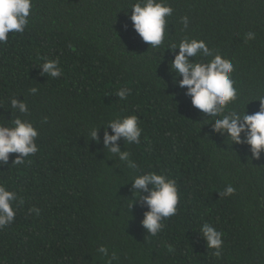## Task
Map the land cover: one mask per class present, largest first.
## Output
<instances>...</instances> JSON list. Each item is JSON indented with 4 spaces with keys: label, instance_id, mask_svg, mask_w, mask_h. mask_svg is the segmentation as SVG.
Here are the masks:
<instances>
[{
    "label": "trees",
    "instance_id": "trees-1",
    "mask_svg": "<svg viewBox=\"0 0 264 264\" xmlns=\"http://www.w3.org/2000/svg\"><path fill=\"white\" fill-rule=\"evenodd\" d=\"M134 2L32 0L25 31L0 43V123L22 115L10 109L17 96L39 132V151L25 164H11L18 154L10 153L0 166V184L19 197L13 222L0 229V264H264V152L252 158L247 144L211 131L213 118L173 83L166 49L187 35L219 50L234 64L238 90L226 111L243 113L249 102L252 114L264 98V0H167L174 11L158 49L134 31ZM44 58L59 59V77L42 74ZM124 86L132 92L121 100ZM130 114L143 129L140 144L117 143L136 169L103 148L104 127ZM100 126L98 143L89 131ZM147 171L167 173L179 192L177 213L155 236L141 224L146 206L129 207L130 181ZM228 185L235 192L224 196ZM203 223L223 233L219 257L198 233Z\"/></svg>",
    "mask_w": 264,
    "mask_h": 264
},
{
    "label": "clouds",
    "instance_id": "clouds-1",
    "mask_svg": "<svg viewBox=\"0 0 264 264\" xmlns=\"http://www.w3.org/2000/svg\"><path fill=\"white\" fill-rule=\"evenodd\" d=\"M31 9L32 0H0V43H7L9 33L25 31L30 22ZM129 9L132 27L142 41L153 49L164 45L166 36L169 35L168 18L174 11L167 0H135ZM181 21L184 29H187L188 17H182ZM245 38L255 39V33L248 32ZM166 49H170L174 54L169 65L170 72L174 73L173 83L185 89L184 94L190 97L194 108L200 110L206 118H213L209 122L211 131L230 139L231 144H247L251 157L260 159L264 152V98L255 99L260 101V106L259 110L252 114L247 112L246 106L249 102L243 113L226 111L228 105L238 96L231 75L234 71L233 62L219 50L209 47L204 39L187 35L179 43H169ZM197 57L202 59L197 60ZM39 68L42 69V74L52 78L62 74L58 58H44ZM177 77L180 78L177 80ZM37 91L35 87L29 89L31 94H36ZM131 92L129 87L124 86L119 88L115 95L121 100H126ZM9 101L11 112L15 110L22 115L6 119L10 120V123H0V166L9 163L10 153L18 154L11 164L22 165L39 151L36 143L38 129L31 120L24 118L29 114L28 104L24 98L18 99L17 96L10 97ZM46 120L47 118L45 122ZM100 128L101 126L93 127L89 131L90 139L98 143ZM142 131L135 114L117 116L104 127L103 148L120 161L126 162L130 169H136L137 165L130 159L129 152L122 150L117 141L124 138V142L138 145ZM130 182L133 202L129 207L131 208L137 200L146 206L141 224L147 233L155 236L163 230L162 221L177 213L179 192L176 180L163 171H147L135 175ZM234 192L235 188L228 185L222 195L230 196ZM18 199L17 192L0 184V229L13 222ZM29 211L39 213L36 208ZM198 233L205 239L207 248L215 249L213 254L219 257L223 247V233L209 223L201 224ZM97 251L105 257L109 255L108 248L104 245ZM116 258L113 252L111 259Z\"/></svg>",
    "mask_w": 264,
    "mask_h": 264
}]
</instances>
